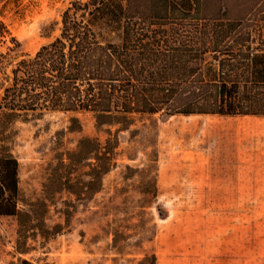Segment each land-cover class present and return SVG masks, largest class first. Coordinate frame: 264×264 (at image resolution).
<instances>
[{
  "label": "rangeland",
  "instance_id": "rangeland-1",
  "mask_svg": "<svg viewBox=\"0 0 264 264\" xmlns=\"http://www.w3.org/2000/svg\"><path fill=\"white\" fill-rule=\"evenodd\" d=\"M71 1L0 0V97L17 62L58 36ZM108 131L118 147L100 189L44 198L57 153ZM2 132L0 151L18 161L19 209L44 204L25 228L0 215V264H264V116L158 112L97 128L91 113L43 111Z\"/></svg>",
  "mask_w": 264,
  "mask_h": 264
},
{
  "label": "trees",
  "instance_id": "trees-1",
  "mask_svg": "<svg viewBox=\"0 0 264 264\" xmlns=\"http://www.w3.org/2000/svg\"><path fill=\"white\" fill-rule=\"evenodd\" d=\"M43 111L91 113L97 128L158 112L264 116V0H72L58 36L12 69L0 97V134ZM81 127L71 117L69 128ZM108 134L57 153L44 198L58 191L91 198L115 165L118 139ZM20 201L18 161L2 149L0 215L25 228L44 201L30 204L31 214ZM140 264H155L154 255Z\"/></svg>",
  "mask_w": 264,
  "mask_h": 264
},
{
  "label": "crops",
  "instance_id": "crops-1",
  "mask_svg": "<svg viewBox=\"0 0 264 264\" xmlns=\"http://www.w3.org/2000/svg\"><path fill=\"white\" fill-rule=\"evenodd\" d=\"M232 116H237V115H232ZM241 116H246V115H241ZM253 116H256V115H253ZM259 160L264 163V154H263V156L259 157ZM258 173L260 175V178L264 180V166H263V168L258 170Z\"/></svg>",
  "mask_w": 264,
  "mask_h": 264
}]
</instances>
